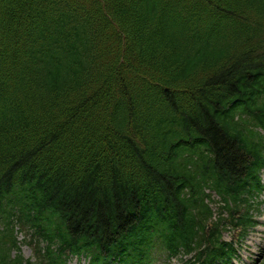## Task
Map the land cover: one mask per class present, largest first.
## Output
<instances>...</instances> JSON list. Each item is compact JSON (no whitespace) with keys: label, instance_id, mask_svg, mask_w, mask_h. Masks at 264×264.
<instances>
[{"label":"trees","instance_id":"obj_1","mask_svg":"<svg viewBox=\"0 0 264 264\" xmlns=\"http://www.w3.org/2000/svg\"><path fill=\"white\" fill-rule=\"evenodd\" d=\"M259 130L264 0H0V264H229ZM15 220L59 249L23 261Z\"/></svg>","mask_w":264,"mask_h":264},{"label":"rangeland","instance_id":"obj_2","mask_svg":"<svg viewBox=\"0 0 264 264\" xmlns=\"http://www.w3.org/2000/svg\"><path fill=\"white\" fill-rule=\"evenodd\" d=\"M264 203V194L261 197ZM215 210V209H214ZM260 225L250 233L246 241L241 245L239 251V262L238 264H264V205L261 208V215L259 217ZM231 234L225 235V239L229 240ZM22 239V236L19 237ZM22 253L24 258L31 256V251L27 247H22ZM70 264H85L83 261L78 263L76 259L70 261ZM156 264H178L175 261L167 262L163 261Z\"/></svg>","mask_w":264,"mask_h":264}]
</instances>
